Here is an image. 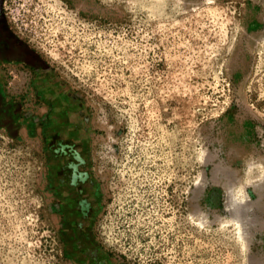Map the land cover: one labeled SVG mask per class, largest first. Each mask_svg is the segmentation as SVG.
<instances>
[{
	"label": "rangeland",
	"instance_id": "rangeland-1",
	"mask_svg": "<svg viewBox=\"0 0 264 264\" xmlns=\"http://www.w3.org/2000/svg\"><path fill=\"white\" fill-rule=\"evenodd\" d=\"M2 11L89 114L92 234L109 264H264V0ZM36 85L21 65L0 75V264H79L65 254L53 108Z\"/></svg>",
	"mask_w": 264,
	"mask_h": 264
},
{
	"label": "water",
	"instance_id": "water-1",
	"mask_svg": "<svg viewBox=\"0 0 264 264\" xmlns=\"http://www.w3.org/2000/svg\"><path fill=\"white\" fill-rule=\"evenodd\" d=\"M3 1L0 0V13ZM55 78L67 94L60 98L44 96L53 105L46 128V154L53 187L60 195L65 215V254L79 264H109L92 234L99 204L86 144L91 120L79 97L59 77Z\"/></svg>",
	"mask_w": 264,
	"mask_h": 264
},
{
	"label": "flooded vegetation",
	"instance_id": "flooded-vegetation-1",
	"mask_svg": "<svg viewBox=\"0 0 264 264\" xmlns=\"http://www.w3.org/2000/svg\"><path fill=\"white\" fill-rule=\"evenodd\" d=\"M10 63L27 68L43 99L44 96L60 98L67 94L66 90L57 83L51 71L44 67L38 56L27 48L21 39L11 33L5 13L2 11L0 13V75H5ZM0 100H2L1 95ZM49 104L53 108V105Z\"/></svg>",
	"mask_w": 264,
	"mask_h": 264
}]
</instances>
